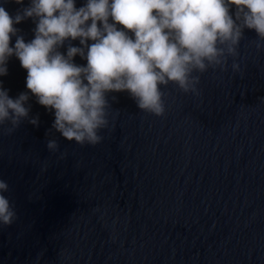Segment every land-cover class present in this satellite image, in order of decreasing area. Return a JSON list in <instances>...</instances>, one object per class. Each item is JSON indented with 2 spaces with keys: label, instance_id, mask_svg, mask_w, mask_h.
<instances>
[{
  "label": "water",
  "instance_id": "obj_1",
  "mask_svg": "<svg viewBox=\"0 0 264 264\" xmlns=\"http://www.w3.org/2000/svg\"><path fill=\"white\" fill-rule=\"evenodd\" d=\"M0 264H264V0H0Z\"/></svg>",
  "mask_w": 264,
  "mask_h": 264
}]
</instances>
